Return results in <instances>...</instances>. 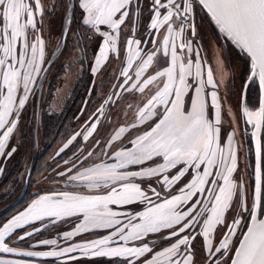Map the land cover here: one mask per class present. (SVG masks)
I'll use <instances>...</instances> for the list:
<instances>
[{
	"label": "snow or ice",
	"instance_id": "6c2138e0",
	"mask_svg": "<svg viewBox=\"0 0 264 264\" xmlns=\"http://www.w3.org/2000/svg\"><path fill=\"white\" fill-rule=\"evenodd\" d=\"M197 8L210 16L223 41L220 48L213 46L216 71L223 73L219 80L197 31ZM57 13L60 38L52 55L63 53L75 24L76 43L85 51L92 39L100 41L92 73L108 71L110 59L119 58L113 73L118 82L57 153L77 138L91 139L100 147L99 162L88 163L92 151L64 161L68 167L57 175L68 190L40 196L0 227V264H31L2 254L66 257L65 264L94 258L123 264H264V0H0V157L5 159L15 153L12 147L5 156L54 62L48 55L52 26L45 21ZM224 45L250 61L244 89L258 84L260 93L258 108L242 109L245 123L255 129L254 183L243 175L248 165L239 168L235 118L220 100L227 75L220 55ZM151 86L156 91L136 106L135 120L102 143L100 117L126 100L124 93L135 97ZM114 205H143V210L116 211ZM57 222L70 230L39 239L27 250L16 243ZM28 224L32 230L18 232ZM98 230L110 231L99 235ZM85 233L97 238L84 239ZM42 246L50 250H32Z\"/></svg>",
	"mask_w": 264,
	"mask_h": 264
},
{
	"label": "rangeland",
	"instance_id": "374dc122",
	"mask_svg": "<svg viewBox=\"0 0 264 264\" xmlns=\"http://www.w3.org/2000/svg\"><path fill=\"white\" fill-rule=\"evenodd\" d=\"M145 23L147 22V14H145ZM196 23L197 31L200 33L202 40L201 43L204 44L205 49L207 50L208 55V66L212 68L214 72V77L220 79L223 73H217L216 65L213 61V46L220 48L223 45V41L217 40L218 29L213 22L210 21V16L205 12H201L199 8L196 9ZM46 26L51 24L52 26V38L51 42L48 45V55L54 61L51 64L48 72L46 73V79L43 80L42 88L37 92V95L34 100H30L26 106L25 111L21 117L20 125L17 132L14 134L10 140L8 147L5 150V156H7L8 151L12 147L16 148L15 153L11 155L10 158L5 159L0 157V223L5 220L7 223L15 215L25 211L28 206L40 196L48 195L53 191L68 190L65 188V181L62 177L58 176L57 173L65 170L68 166L64 164L65 160H76L77 156H81V153L86 154L88 151L93 152V156L89 158L88 163L99 162L97 159V154L100 153V147L93 145L92 140L89 141H80L77 138V141L74 142L69 149H66L64 153L57 155L59 150L63 147L67 140L71 138L76 132H79L84 127V121L89 117V115L95 112L101 105L102 100L106 95L112 94L113 85L118 82V76H114L113 73L116 72L119 66V58L115 62H110L107 67L108 71H103L97 80V92L93 97H90V101L86 103L85 107L81 112L76 116V120L72 122L71 125L67 124L63 129L58 130L56 136L53 134L48 136V139L44 137V131L42 128V117L45 112V108L49 111L57 112L53 114H61L62 108L64 107V101L71 96V91L73 90L77 80L83 73V67L81 66L82 51L81 46L77 45L75 38L76 26L73 25V32L68 37L67 47L64 48L63 53H57L53 56V50L57 47V42L60 38V13H57L51 18V20L45 21ZM47 35V32L45 33ZM164 35L163 30L160 31L156 39ZM93 41L88 42L86 45L90 47V44L93 42V45H96L98 39H93ZM195 43V41H194ZM63 47V45H61ZM148 47H151L149 45ZM239 50H231L226 45L223 46V51L220 53L221 57L224 60V68L227 72V75L224 80V85L220 89V100L221 104L231 110L234 118L237 129H241L242 122H240V117L242 118V110L239 109V96L242 87V82L246 80L247 74V64L250 61L245 59H240L237 56ZM230 61V63H229ZM157 66L154 64L152 69H149V72ZM62 68H65L66 75H63L61 78H58L60 85L58 91H56V96L54 100L49 102L44 94L46 93V85L52 78L59 77V73ZM234 73V79H233ZM62 79V83H61ZM156 91L155 86H151L145 91V93H137L135 97L130 94L124 93L128 98L120 102L119 106H113L110 110L106 112L105 116H101V124L103 127H98L97 133L101 135V142L107 140L115 131L118 130L119 126L130 125L136 118V106H142L143 102L151 97ZM55 93V92H54ZM66 102V101H65ZM129 105L133 107L130 109ZM76 115V114H75ZM225 125L229 124V118L225 117ZM151 123V121H149ZM69 127L73 129L67 130ZM147 125H142L141 128H145ZM241 135V131H240ZM59 137V138H58ZM58 140H57V139ZM241 138V137H240ZM239 139V132L237 131V137ZM241 140V139H240ZM240 144V141H238ZM124 143H127L125 140ZM79 144V147H77ZM119 142H117V147ZM242 143L240 144L241 155H240V165L239 168H244L246 165L245 158L243 157V147ZM73 152L76 155H73ZM79 160L77 164L79 165ZM11 169H14V173L11 176H15L9 181V172ZM239 171V169H238ZM251 172V169H250ZM31 179L28 183L26 181V175H30ZM243 175L246 180L252 182L251 175L249 174V169L247 168ZM157 187V190L160 191L159 185H154ZM3 187H5L4 190ZM31 192V194H30ZM5 194L10 198L9 204L6 203L7 198ZM168 194V189L161 191V196L165 197ZM151 196L152 194L149 193ZM251 195V188L249 187V196ZM156 199L155 196L152 197ZM203 199V197H201ZM21 202V203H20ZM116 211H131L133 209L143 210V205H132L126 208H121L120 206H112ZM16 208L17 210L10 217V209ZM8 217V218H7ZM7 218V219H6ZM123 223H127V220L121 217ZM47 222V221H45ZM35 225L43 228L41 222H34ZM70 225L64 224L62 222H57L53 227L51 224L48 229L42 231L41 234L35 237H28L23 241H17L16 243L22 249H29L27 246L31 244H36V241L39 239H52L58 238V234L63 233L64 231L70 230ZM25 229L32 230L33 224L25 226V228L18 229V232L23 234ZM106 235V234H99ZM239 235V233H238ZM84 239H96L97 234L85 233L83 236ZM81 237H76V240H80ZM199 240V239H198ZM159 242V241H158ZM33 244V245H34ZM63 244V241H61ZM32 250H50L48 247L32 248ZM200 257V255H199ZM19 259L31 260L29 257H20ZM45 264H65L66 257L57 258H45L43 259ZM67 264H75V262L67 261ZM86 264H123V261L118 258H94L87 260Z\"/></svg>",
	"mask_w": 264,
	"mask_h": 264
},
{
	"label": "flooded vegetation",
	"instance_id": "af4514ba",
	"mask_svg": "<svg viewBox=\"0 0 264 264\" xmlns=\"http://www.w3.org/2000/svg\"><path fill=\"white\" fill-rule=\"evenodd\" d=\"M90 35V33H89ZM91 41L94 42L92 39ZM93 42L90 44V47L86 45V51L84 50L83 47H81L82 51V58H81V66L83 67V73L77 80L73 90L71 91V96L64 101L65 105L62 108V113L61 114H53L57 112H52L49 111L47 108H45V112L42 117V128H43V120L44 117L47 115L55 116V118L58 120H61V123L59 124L58 127L53 128V135L56 136V133L58 130L63 129L67 124L71 125L72 122L76 120V116L81 112V110L85 107L86 103L89 102L91 99L90 97H93L96 92H97V80L99 76L102 74V72L93 74L91 71V68L94 66L93 65V57L97 54V46L100 43L98 40L96 45H93ZM117 59H110V62H115ZM51 67V66H50ZM63 75H66V70L65 68H62L61 72L59 73V77H55L50 79V81L46 85V93L44 94V97L46 98V105H47V100L51 102V100H54L56 96V91H58V87L60 85V81L58 78H61ZM62 83V79H61ZM240 91V100H239V109H243L244 106H253L255 105L258 108V97L260 95L259 89H258V84L257 85H250L249 90L245 91L244 89V84L245 81H243ZM55 92V93H54ZM250 101V103H249ZM48 107V105H47ZM76 114V115H75ZM240 122H242V127L241 129L239 128V139L237 141H240V144L242 143L243 147V157L245 158V163L248 165L249 169V174L251 175L252 182L254 183V178L252 177V172L253 168L255 165V143H256V138L253 137L251 134L255 131L253 126L251 124H246L245 123V118L242 116L240 117ZM71 123V124H70ZM67 130H72L73 127H69ZM245 129H247V135H245ZM241 131V135H240ZM241 137V138H240ZM59 138V137H58ZM57 139V138H56ZM241 139V140H240ZM58 140V139H57ZM241 152V149H240ZM251 169V172H250ZM32 174L26 175L27 183L29 186V182L31 179ZM31 186V183H30ZM29 186V187H30ZM5 187H3L2 190H4ZM1 193V192H0ZM31 194V192H30ZM10 198L6 200V203H8ZM21 203V202H20ZM9 204V203H8ZM12 209V208H11ZM10 209V210H11ZM34 244V243H33ZM33 244H29L27 248H30L31 246H34ZM35 248V247H33ZM195 249L197 251V257L199 258V255L201 256V243L199 240L195 242Z\"/></svg>",
	"mask_w": 264,
	"mask_h": 264
},
{
	"label": "trees",
	"instance_id": "16d2710c",
	"mask_svg": "<svg viewBox=\"0 0 264 264\" xmlns=\"http://www.w3.org/2000/svg\"><path fill=\"white\" fill-rule=\"evenodd\" d=\"M60 123H61V120L60 119L57 120L55 118V116L47 115V116L44 117V120H43V131H44V137H45V139H48V136L53 133V130H54L53 128L58 127ZM12 173H14V169H11V171L9 172V175H8L9 176V179H8L9 181L16 175L15 174L14 176H11ZM7 196L8 195L5 194V198L8 199ZM7 199H5V200H7ZM15 209L16 208H12L10 210V215L8 217H10L12 214H14L17 211ZM3 223H5V220L0 223V226Z\"/></svg>",
	"mask_w": 264,
	"mask_h": 264
},
{
	"label": "crops",
	"instance_id": "0c3cea01",
	"mask_svg": "<svg viewBox=\"0 0 264 264\" xmlns=\"http://www.w3.org/2000/svg\"><path fill=\"white\" fill-rule=\"evenodd\" d=\"M5 223H3L0 227H2ZM29 225V224H28ZM27 226V225H26ZM4 258L8 259H18V260H23L19 259V256H14V255H9V254H2ZM25 258V257H24ZM31 260L24 259L25 261H30L31 264H45V261L42 257H29Z\"/></svg>",
	"mask_w": 264,
	"mask_h": 264
},
{
	"label": "bare ground",
	"instance_id": "6f19581e",
	"mask_svg": "<svg viewBox=\"0 0 264 264\" xmlns=\"http://www.w3.org/2000/svg\"><path fill=\"white\" fill-rule=\"evenodd\" d=\"M108 231H110V230H98V234H107Z\"/></svg>",
	"mask_w": 264,
	"mask_h": 264
}]
</instances>
